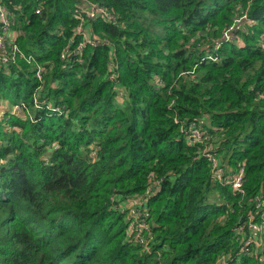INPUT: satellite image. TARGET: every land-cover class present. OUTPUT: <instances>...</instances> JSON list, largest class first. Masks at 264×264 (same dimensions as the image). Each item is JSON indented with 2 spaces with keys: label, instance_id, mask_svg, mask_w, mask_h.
<instances>
[{
  "label": "trees",
  "instance_id": "16d2710c",
  "mask_svg": "<svg viewBox=\"0 0 264 264\" xmlns=\"http://www.w3.org/2000/svg\"><path fill=\"white\" fill-rule=\"evenodd\" d=\"M0 7V264H264V0Z\"/></svg>",
  "mask_w": 264,
  "mask_h": 264
},
{
  "label": "built area",
  "instance_id": "2783aa9c",
  "mask_svg": "<svg viewBox=\"0 0 264 264\" xmlns=\"http://www.w3.org/2000/svg\"><path fill=\"white\" fill-rule=\"evenodd\" d=\"M92 14L93 13L91 12L90 15ZM9 21L10 19L8 13L5 11L3 7H0V22L2 23L1 26L3 25L0 30V42H2L4 47L3 49H0V58L2 61L9 60L6 54L7 48L5 42L7 37L9 36L8 35ZM15 48L16 46L13 45L12 49ZM208 57L211 58V55H208ZM11 59L14 60V55L11 56ZM191 132L192 135L196 136L201 142V138H199L200 137L199 131L196 127L193 126V124L191 125ZM202 154L208 160L210 164V173L217 182H223L225 184H229L233 188V190L239 193L244 192V189L242 187L244 181V173H245L244 166L237 165L232 174H224V168H225L224 164H221V162L216 158V155L214 153L212 152L209 153L206 151V152H202ZM241 230L242 227H239L238 231ZM252 230L256 232V231H260V228L256 226L254 227V229L252 228Z\"/></svg>",
  "mask_w": 264,
  "mask_h": 264
},
{
  "label": "rangeland",
  "instance_id": "374dc122",
  "mask_svg": "<svg viewBox=\"0 0 264 264\" xmlns=\"http://www.w3.org/2000/svg\"><path fill=\"white\" fill-rule=\"evenodd\" d=\"M3 44L2 42H0V49H3ZM3 103V102H2ZM1 103V104H2ZM5 105V107H4ZM4 105H2V109H7L10 113L14 110H18V108H15V107H12V109H10V106H8V102H6V104L4 103ZM12 110V111H11ZM18 113V112H17ZM2 116V113L0 112V117ZM198 129V128H197ZM199 131V129H198ZM200 138V137H199ZM208 142L210 141V139L208 138H204V140L201 139V142L204 143V142ZM215 157V156H214ZM216 158L220 161V158L216 155ZM215 158V159H216ZM216 159V160H217ZM221 164H223V162H221ZM210 165V164H209ZM240 195H244V192H241ZM140 198H130L129 200H125L122 205H119V204H114L113 207L117 210H120L122 212H125L126 213V222H130L129 224V229L130 230H134L133 233H134V241L136 243H140L139 242V239H143L145 235V233L147 232V221L145 219V213H144V210L142 209H139V205H140ZM255 205L256 207H260L262 205V200L261 201H255ZM260 218H258L257 221H259ZM263 220V219H262ZM258 227L260 228V231H256L254 232L252 230V228L254 229V227ZM247 228L249 230L252 231V233L255 235L256 233L258 232H262V230L264 229L263 226H262V223L261 222H256V220L254 219L253 215L251 216L250 219H248L247 221ZM143 244L145 245L144 248H147L148 249V244L146 243V240L143 242Z\"/></svg>",
  "mask_w": 264,
  "mask_h": 264
}]
</instances>
